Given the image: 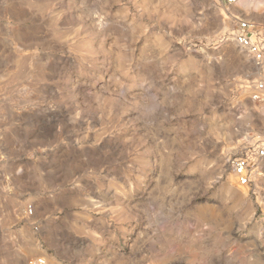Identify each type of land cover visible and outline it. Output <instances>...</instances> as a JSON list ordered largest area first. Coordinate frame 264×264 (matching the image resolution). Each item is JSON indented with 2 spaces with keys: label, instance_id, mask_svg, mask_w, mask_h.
<instances>
[{
  "label": "rangeland",
  "instance_id": "1",
  "mask_svg": "<svg viewBox=\"0 0 264 264\" xmlns=\"http://www.w3.org/2000/svg\"><path fill=\"white\" fill-rule=\"evenodd\" d=\"M235 17L264 40V0H0V264H264Z\"/></svg>",
  "mask_w": 264,
  "mask_h": 264
},
{
  "label": "built area",
  "instance_id": "2",
  "mask_svg": "<svg viewBox=\"0 0 264 264\" xmlns=\"http://www.w3.org/2000/svg\"><path fill=\"white\" fill-rule=\"evenodd\" d=\"M224 6H231L240 0H216ZM235 42L251 56L252 63L258 71L253 80L254 88L264 94V40L256 30L255 24L248 19L235 17ZM256 96H254L255 98ZM264 159V138L244 148L239 155L228 158L229 166L236 176L238 184L244 186L250 183L254 167Z\"/></svg>",
  "mask_w": 264,
  "mask_h": 264
}]
</instances>
